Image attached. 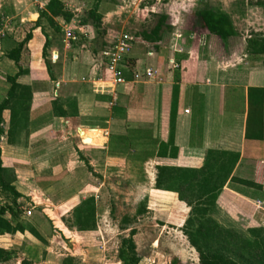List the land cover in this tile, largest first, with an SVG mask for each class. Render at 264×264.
<instances>
[{"label":"crops","instance_id":"0c3cea01","mask_svg":"<svg viewBox=\"0 0 264 264\" xmlns=\"http://www.w3.org/2000/svg\"><path fill=\"white\" fill-rule=\"evenodd\" d=\"M49 1L35 0V4L30 1L28 4L8 0L0 13V21L9 22L5 24L6 30L0 31V102L7 98L11 88L8 77L16 76L19 67L28 74L19 78L18 97H24L25 86L30 90L25 124L12 128L11 111L3 112L6 133L0 142L1 161L4 168L15 171L22 196L20 215L15 218L7 211L11 198L0 191V211L6 209L4 218L15 226L17 221H24L22 215L31 217L33 213L27 212L34 207L46 206L41 207L45 212L47 207H53L52 191L68 178L98 171L100 164L120 173V167L116 166L122 162L130 164V157L138 153L145 155L140 161L152 165L155 179L158 165L201 169L209 156L220 160L222 153H227L228 158L239 154L232 176L243 179L237 176V171L241 172L238 168L250 162L255 164V179L261 170L258 163L263 164L264 177V112L261 121L256 116L248 126V133L256 134L257 138H246L249 89L263 91L264 108V56L256 60L244 56L224 64L212 57L207 48L195 47L180 33H172L170 38L163 36L156 52H150V45L135 38L123 74L125 81L117 83L100 66L98 48H93L100 29L90 22L77 23L75 11H71L74 18L70 22L56 19L60 31H55L44 19L35 28L40 17L38 9L45 8ZM14 20L19 26H31L25 37H17L14 29H9ZM69 32L78 41L68 38ZM29 34L32 39L25 45L17 65L9 53ZM148 71L153 73L152 77L146 75ZM136 74L141 79L135 80ZM175 89L173 143L178 152L168 150L167 157H158L160 145L169 144L171 138ZM224 158L222 155L221 159ZM82 188L88 194V184ZM223 201L247 215L259 212L258 208L264 206V179L261 190L229 180L219 198L221 210ZM28 229L0 236V247L5 250V237L17 246L23 244L21 238L27 239L29 235L45 243L37 230L40 239ZM11 248L6 250H14Z\"/></svg>","mask_w":264,"mask_h":264},{"label":"rangeland","instance_id":"374dc122","mask_svg":"<svg viewBox=\"0 0 264 264\" xmlns=\"http://www.w3.org/2000/svg\"><path fill=\"white\" fill-rule=\"evenodd\" d=\"M7 1L0 0V13ZM23 1L35 4V0ZM64 1L68 10L75 11L77 23L87 19L88 12L95 5V0ZM262 1L104 0L99 8L103 15L102 27L97 39L93 40V48H98V59L101 61L102 52L109 42L121 36L134 42L138 34L149 32L156 25L155 12L166 11L172 29L164 31L162 37L168 38L172 33H180L195 47L206 49L209 39L200 30L195 13L206 9L210 3L231 16L239 32L231 45L238 55L235 60H240L245 58L242 53L246 39L252 33L264 34V7L259 5ZM88 22L92 25V21ZM8 23L0 21V31H5V24ZM9 26V29H14L17 37H25L31 29L29 25H17V22ZM102 33H105L104 36ZM138 40L142 41L139 38ZM144 156L140 153L132 155L130 164L122 162L121 166H116L120 167V173H116L106 164L103 167L100 164L98 171L60 182L61 185L52 191V208L49 206L44 212L41 209L43 206L37 207L38 209L34 207L31 209V217L22 215L24 221H17L25 227L30 226L37 230L45 243L29 235L27 239L21 238L23 244L17 246L15 242L9 241V237H5V249L13 247L17 250L13 264H63L68 256L82 264H122L119 261V251L123 239L129 237L131 229H136L134 241L141 258L140 264H200L199 254L183 232L191 208L178 200V195L155 190V172L152 165H145L140 161ZM243 165V168H238L241 172L237 171V176L253 181L255 164L246 162ZM85 184H88V194L82 188ZM97 189L98 192H94ZM89 195L96 200L97 230L81 233L73 228L72 212ZM40 205L43 203L40 202ZM222 210L216 208L211 213L213 219L226 229L249 237L247 228H264V206L258 208L259 212L249 215L236 212L235 218L225 209ZM126 228L130 229L124 230Z\"/></svg>","mask_w":264,"mask_h":264},{"label":"trees","instance_id":"16d2710c","mask_svg":"<svg viewBox=\"0 0 264 264\" xmlns=\"http://www.w3.org/2000/svg\"><path fill=\"white\" fill-rule=\"evenodd\" d=\"M104 0H95L94 7L88 12V18L84 21H92V26L100 29L102 27V15L99 8ZM212 2L213 0H208ZM160 4V3H159ZM264 7V0L259 3ZM39 21L35 24V28L40 26L42 19L55 30L60 31V27L56 22L57 18H62L66 22H70L74 18V14L67 9L61 0H50L43 9H38ZM157 17L156 25L149 32L143 31L138 34L139 39L143 42L151 44L150 52H156L164 31H171L169 25V15L166 11L155 12ZM195 17L199 23V28L209 39L208 52L220 63H229L235 60L236 53L231 45L233 38L239 36V32L235 28L231 16L221 8L214 5H207L206 9L197 11ZM150 33V34H149ZM104 34V33H103ZM32 39V34L14 50L9 53V57L18 65L21 54L25 45ZM138 40V39H137ZM49 41L47 39L43 58L47 59V50ZM243 56H247L250 60H256L264 56V34L252 33L245 41ZM48 65V62H47ZM28 74V71L19 67V72L14 77H8L11 88L8 91L7 98L0 102V142L4 136L3 112L11 111V125L16 128L22 123L25 124L28 116L29 101L27 97L30 92L28 87H24L25 95L19 98L18 91L21 84L19 78ZM124 73H122L123 75ZM263 91L257 89H249V115L247 124V139H256V134H249V123L252 118L259 116L260 121L263 117ZM177 91L174 92L173 116L171 118V138L169 144L160 145L161 151L158 157H167V151L178 152L174 147L173 136L175 128V103ZM57 103H54L56 108ZM12 130L8 132L11 137ZM112 147V146H111ZM114 147V146H113ZM166 151V152H165ZM209 155H214L210 153ZM225 157L221 159V156ZM220 160L210 158L201 169L178 168L176 166L158 165L155 188L157 190L173 192L178 194L180 201L185 202L191 208V212L184 224L183 232L187 237L190 245L199 254L200 264H264V228L253 227L247 228L246 232L249 237L244 236L234 230L226 229L217 223L212 217V211L218 208V202L222 190L229 182L238 183L249 188L261 190L263 186V164L258 163L261 169L254 181L237 179L232 176V171L239 161V154H231L228 158L227 153H222ZM176 156V155H175ZM173 156V157H175ZM0 191L11 198V205L7 211L13 217L18 218L20 210L19 200L22 197L18 191L16 174L13 169L4 168L1 161L0 147ZM188 194L190 196H188ZM222 206L231 215L237 216L236 212L241 211L234 206H227L223 201ZM6 209L0 211V236L4 234L14 235L17 232H25V226L18 223L14 226L12 221L4 218ZM243 215V214H242ZM235 218V217H234ZM73 228L78 232H93L97 230L96 221V200L90 197L77 205L72 212ZM16 224V223H15ZM28 228V227H26ZM126 228L124 230H128ZM31 232L36 238L40 239L38 232L29 226ZM136 229H131L129 237L123 239L121 249L119 251V260L122 264H140L141 258L137 252L134 237ZM15 252L4 250L0 247V264L10 262L14 259ZM23 264H32L25 262ZM63 264H82L77 262L75 258L68 256L63 260Z\"/></svg>","mask_w":264,"mask_h":264},{"label":"built area","instance_id":"2783aa9c","mask_svg":"<svg viewBox=\"0 0 264 264\" xmlns=\"http://www.w3.org/2000/svg\"><path fill=\"white\" fill-rule=\"evenodd\" d=\"M68 38L72 39L73 41H78V39H76V37L71 32L68 33ZM131 43V39L129 40L128 38L121 36L109 42L102 52L103 58L101 61H99L100 66L108 74H111L117 83H124L125 81L122 73H124L126 65H128ZM146 75L152 77L153 73L148 71L146 72ZM134 78L135 80H139L141 79V75L136 74L134 75ZM27 213L28 215H31L32 210H28Z\"/></svg>","mask_w":264,"mask_h":264}]
</instances>
